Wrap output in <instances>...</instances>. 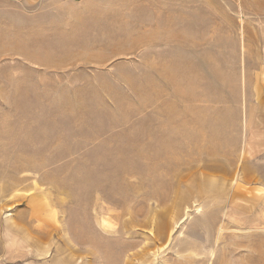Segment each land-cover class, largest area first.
<instances>
[{"label": "rangeland", "instance_id": "rangeland-1", "mask_svg": "<svg viewBox=\"0 0 264 264\" xmlns=\"http://www.w3.org/2000/svg\"><path fill=\"white\" fill-rule=\"evenodd\" d=\"M263 208L264 0H0V264H264Z\"/></svg>", "mask_w": 264, "mask_h": 264}, {"label": "bare ground", "instance_id": "bare-ground-1", "mask_svg": "<svg viewBox=\"0 0 264 264\" xmlns=\"http://www.w3.org/2000/svg\"><path fill=\"white\" fill-rule=\"evenodd\" d=\"M168 27V26H167ZM173 33V32H172ZM176 35V34H175ZM174 35V36H175ZM150 37V36H149ZM172 37H173V35H172ZM172 37H170L169 36V38H172ZM145 38H148V36H146ZM156 43V39H155V41L153 42V44H155ZM178 62V61H177ZM191 62V61H190ZM179 63V62H178ZM185 64V63H184ZM190 64V63H189ZM188 65V64H187ZM191 65V64H190ZM196 65V64H195ZM194 66V65H193ZM175 68V67H174ZM174 68H171V69H174ZM164 69V68H163ZM186 69V68H185ZM188 69V68H187ZM176 70V69H175ZM179 70V69H178ZM196 70V69H195ZM198 70V69H197ZM196 70V71H197ZM170 72V71H169ZM189 72V71H188ZM191 72V71H190ZM166 73V72H165ZM171 73V74H170ZM169 73V77L170 78H173L174 79V77H175V75H174V73H172V72H170ZM186 74V73H185ZM193 75H195V74H193ZM166 77H167V75H166ZM169 77H168V79H169ZM191 77V76H190ZM189 78V77H188ZM194 78V77H193ZM175 80V79H174ZM173 80V81H174ZM177 80V79H176ZM195 80V79H194ZM171 81H172V79H171ZM174 84H176V83H174ZM177 85V84H176ZM181 85V84H180ZM170 88H172L171 86H169ZM176 88V87H175ZM182 88V87H181ZM180 88V89H181ZM178 90V89H177ZM176 91V90H175ZM181 92V91H180ZM179 92V93H180ZM178 93V92H177ZM188 93V92H187ZM185 94V93H184ZM188 94H190V93H188ZM181 95V94H180ZM188 96V95H187ZM172 105V104H171ZM169 108V107H168ZM166 109V108H165ZM164 109V110H165ZM167 110V109H166ZM169 111H173L172 109L171 110H169ZM175 112V111H174ZM169 113V112H168ZM173 114H175V113H173ZM170 115V114H169ZM171 116H173V115H171ZM166 117H167V115H166ZM174 119V118H173ZM169 121V120H168ZM171 125H173V124H171ZM169 127V126H168ZM170 129V128H169ZM172 129V128H171ZM179 129V128H178ZM168 131V130H167ZM147 133V132H146ZM171 133V132H170ZM149 134V133H148ZM151 134V133H150ZM177 135V134H176ZM175 135V136H176ZM151 136V135H150ZM167 137V136H166ZM170 140V139H169ZM172 140H174V139H172ZM125 142V141H124ZM127 142V141H126ZM171 144H173V141L171 142ZM247 146L248 147H250V142L248 141L247 142ZM166 145H167V143H165V141L163 140V138H158L157 139V141H156V145H151V144H149V145H147V151L146 152H144L143 153V156H141L139 153H137L136 152V154H138V155H140V157L142 158V157H144V158H146L148 161H150V163H149V166L150 167H148V168H146L145 169V171L146 172H149L148 174H150V172L157 166V160L161 157V156H163V154H164V152H163V150L165 149V147H166ZM169 145H170V142H169ZM174 145V144H173ZM124 146H126V144L124 145ZM175 146V145H174ZM115 147V146H114ZM132 147H135V146H132ZM131 148V147H130ZM136 148V147H135ZM143 148V147H142ZM138 149V148H137ZM140 149V148H139ZM171 149H173V148H171ZM123 150V149H122ZM121 150V148H120V150L119 151H121L120 153H118L119 155H118V157H116V160H111L109 163H108V167H110V168H108V171H107V173H108V175H112V173H116V174H124V173H130V172H133V171H135V169H136V167H138V168H140L139 166H140V164H139V166H137L131 159H130V156L128 155V154H126L125 152L126 151H122ZM132 150V149H131ZM134 150V149H133ZM169 150H170V148H169ZM106 151V150H105ZM133 152H135V151H133ZM140 152H141V150H140ZM103 153V152H102ZM168 153V152H167ZM169 154V153H168ZM100 155V154H99ZM170 155V154H169ZM168 155V156H169ZM133 156H135V155H133ZM110 157V156H109ZM115 157V156H114ZM170 157V156H169ZM97 158H99L100 160H101V162L102 163H107L108 162V158L107 157H105V155L104 156H100V157H97ZM132 158H136V157H132ZM141 158H136V160L137 159H141ZM173 158V157H172ZM174 159V158H173ZM19 160H20V158H19ZM18 160V161H19ZM24 160V159H23ZM143 160V159H142ZM147 160H145L146 161V163H147ZM17 161V162H18ZM21 161V160H20ZM19 161V162H20ZM25 161V160H24ZM24 161L23 162H21V163H24ZM28 161H31L30 159L29 160H27L26 161V163L28 162ZM144 161V162H145ZM162 160H160L159 162H161ZM19 162L16 164V165H18L19 164ZM140 162V161H139ZM138 162V163H139ZM167 162V161H166ZM142 163V162H141ZM25 164V163H24ZM29 164V163H28ZM15 165V164H14ZM13 165V166H14ZM23 165V164H22ZM26 165V164H25ZM24 165V166H25ZM147 165V164H146ZM163 165V164H162ZM161 165V166H162ZM101 166V165H100ZM16 167V166H15ZM14 167V168H15ZM19 167V166H18ZM14 168H13V170H14ZM20 168V167H19ZM19 168H18V171H19ZM25 168V167H24ZM16 169H17V167H16ZM20 170H21V168H20ZM25 170V169H24ZM139 170V169H138ZM155 170V169H154ZM90 173V172H89ZM133 174V173H132ZM147 174V175H148ZM152 175V174H151ZM128 176V175H127ZM129 176H132V175H129ZM144 175H142V177H143ZM149 176V175H148ZM153 176V175H152ZM89 177V176H88ZM88 177H87V179H88ZM96 178V177H95ZM125 178V177H124ZM123 178V179H124ZM89 179H91V181H92V178H90L89 177ZM97 179V178H96ZM96 179H95V183L97 182L96 181ZM113 179V178H112ZM121 179H122V177H121ZM100 180V179H99ZM99 180H98V182H99ZM160 180V179H159ZM105 181V180H104ZM120 181V180H119ZM156 181V180H155ZM103 182V181H102ZM159 182V181H158ZM157 182V183H158ZM122 183V182H121ZM98 184V183H97ZM117 184V183H116ZM123 185V184H122ZM96 186V185H95ZM160 186V185H159ZM165 186V185H164ZM163 186V187H164ZM97 187V186H96ZM95 187V188H96ZM102 187V186H101ZM106 187V186H105ZM104 187V188H105ZM123 187H121V186H114V187H112V188H109V189H107L106 191H105V193L106 194H108L109 196H113V195H115V192H120L121 193V189H122ZM125 188V187H124ZM138 189V188H137ZM126 190V189H125ZM161 190V189H160ZM154 191V190H153ZM123 194V193H122ZM127 194V193H126ZM118 195V194H117ZM101 197V196H100ZM133 198V197H132ZM137 201V200H136ZM127 209V208H126ZM125 209V210H126ZM264 209V208H263ZM131 210V209H130ZM127 211V210H126ZM128 212V211H127ZM260 212V211H259ZM48 213V212H47ZM87 213V212H86ZM129 213V212H128ZM261 213V212H260ZM259 213V214H260ZM45 219V218H44ZM54 219V218H53ZM55 222V221H54ZM256 222H258V221H256ZM167 223V222H166ZM160 225V224H159ZM169 225V224H168ZM108 227H110V226H108ZM168 228H170L169 226H168ZM173 228V227H172ZM79 229V228H78ZM158 230H159V236H160V238H164L165 237V235H166V231H168V230H166L165 229V225H163L162 227H160V228H158ZM116 231V230H115ZM104 232H106V231H104ZM86 233V232H85ZM111 233V232H110ZM167 235H168V233H167ZM102 238V237H101ZM105 238V237H104ZM164 241V240H163ZM112 243V242H111ZM110 244V243H109ZM110 247V246H109ZM97 250H98V248H97ZM100 250V249H99ZM105 252V251H104ZM103 254V253H102ZM101 254V255H102Z\"/></svg>", "mask_w": 264, "mask_h": 264}]
</instances>
